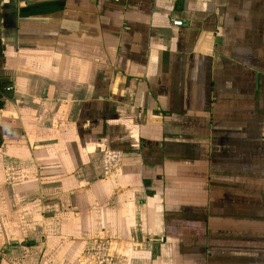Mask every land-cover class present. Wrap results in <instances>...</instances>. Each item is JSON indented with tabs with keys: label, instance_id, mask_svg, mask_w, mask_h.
Instances as JSON below:
<instances>
[{
	"label": "crops",
	"instance_id": "0c3cea01",
	"mask_svg": "<svg viewBox=\"0 0 264 264\" xmlns=\"http://www.w3.org/2000/svg\"><path fill=\"white\" fill-rule=\"evenodd\" d=\"M0 41V264H264V0H0Z\"/></svg>",
	"mask_w": 264,
	"mask_h": 264
},
{
	"label": "built area",
	"instance_id": "2783aa9c",
	"mask_svg": "<svg viewBox=\"0 0 264 264\" xmlns=\"http://www.w3.org/2000/svg\"><path fill=\"white\" fill-rule=\"evenodd\" d=\"M170 19L173 22V24L181 25L183 23V20L181 18L171 17ZM13 87H14L13 83L12 84H7L6 86H4L3 90H10ZM1 93L3 94V92H1Z\"/></svg>",
	"mask_w": 264,
	"mask_h": 264
},
{
	"label": "rangeland",
	"instance_id": "374dc122",
	"mask_svg": "<svg viewBox=\"0 0 264 264\" xmlns=\"http://www.w3.org/2000/svg\"><path fill=\"white\" fill-rule=\"evenodd\" d=\"M0 49H1V47H0ZM1 51H0V56H1ZM1 92H4V90L2 89V88H0V95L2 94Z\"/></svg>",
	"mask_w": 264,
	"mask_h": 264
},
{
	"label": "trees",
	"instance_id": "16d2710c",
	"mask_svg": "<svg viewBox=\"0 0 264 264\" xmlns=\"http://www.w3.org/2000/svg\"><path fill=\"white\" fill-rule=\"evenodd\" d=\"M0 47H2L1 45V41H0ZM1 51V50H0ZM2 105V98L0 97V106Z\"/></svg>",
	"mask_w": 264,
	"mask_h": 264
}]
</instances>
